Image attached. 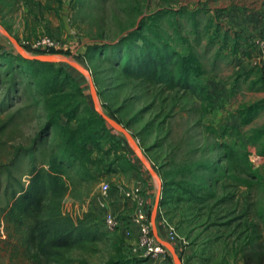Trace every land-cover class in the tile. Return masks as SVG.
<instances>
[{
    "label": "rangeland",
    "instance_id": "obj_1",
    "mask_svg": "<svg viewBox=\"0 0 264 264\" xmlns=\"http://www.w3.org/2000/svg\"><path fill=\"white\" fill-rule=\"evenodd\" d=\"M257 1L250 5V0H0L2 48L17 53V45L33 44L43 37L52 38L63 52L53 58L68 61L62 62L63 67L70 71L82 87L89 106L95 109L96 104L101 113L121 121L139 149L106 122V133L100 134L97 138L98 145L91 147L93 158H100L102 161V172H96L98 177L93 184H84L72 189L64 197L62 204L65 212L78 217L91 210L99 219L104 213L110 212L125 226L135 207L122 203L120 193L122 194L121 190H130L132 178L128 171L120 169L123 163L117 159L124 156L128 163L133 162L132 173L138 178L148 171L144 170V165L149 160L158 174L159 164L167 157L170 158L169 154L176 155V146L184 147L182 154L177 153L180 158L185 156L187 151L190 152L186 142L180 139L185 132L190 134L196 148H199L194 158L211 157L218 161L221 156L219 152L207 151L212 140L203 138L201 126L195 127L199 114H189L193 101L181 93L163 94L157 89L148 90L135 81L122 80L109 70L101 68L100 84L94 87L96 96L92 99L90 75L75 68L84 71L90 68V63L83 54L85 47L100 41L97 36H103L104 43L116 42L138 29L144 19L157 11L198 10L204 12L200 20L202 26L208 19L213 18L223 28L239 30L243 35L250 37L260 51L264 37H259V34L263 32V26L259 21L255 22L256 20L250 18L251 12H259L257 10L260 9V3ZM258 18H263L264 22V12L259 14ZM180 24L183 27L182 33L187 34L190 24H187L185 19H181ZM167 32L172 34L171 29H167ZM204 44L203 39L198 49L208 71L202 82L208 86L212 98L211 113L205 118L204 124L209 123L216 128L236 126L240 132L236 146H241L247 152L248 160L260 179L249 172L244 173L241 163L228 165L222 161L220 165L226 169V174L214 185V198H205L198 203L181 202V209L175 213L171 209L173 205L158 209L182 241V264H257L258 254H264V249L260 251L255 247L258 243L264 246V158L256 156L254 147L246 141V135L250 128L264 123V112L252 125L243 128L240 127L234 112L240 105L264 99V95H254L244 90L237 97L229 98L230 81L248 70L255 57L250 62V59L242 60L237 56L232 60L218 62V68L211 70L213 54L217 47L203 54ZM178 50L182 52L183 49L179 47ZM97 90L102 93L97 95ZM102 104L108 106V109L102 107ZM26 107L27 103L15 104L0 116V123H6L12 118L4 133L0 135L1 180L4 179L2 172L5 167H11L15 149L19 146L29 147L44 123L45 115L40 107L29 110ZM157 125L159 128H156ZM113 134L125 146V151H122L117 143L110 141L108 136ZM156 144L160 147H155ZM15 163L14 176L26 183L27 160L18 159ZM158 176L159 174L154 177L159 179ZM239 178L241 181L250 182L251 186L239 184ZM102 184L108 185V196L116 197L119 201H105ZM159 186L161 182L157 185L156 197ZM5 204L4 198L1 197L0 210ZM181 213L183 218H180ZM123 228L111 232V241L99 244L94 251L74 249L49 256L40 253L34 244L21 241L12 234L7 236L5 225L2 223L0 264H105L116 254L132 260V264L139 260L141 262L138 264H148L132 252V248L137 244L136 235L125 238L121 233ZM248 238H253L255 243L248 245Z\"/></svg>",
    "mask_w": 264,
    "mask_h": 264
},
{
    "label": "trees",
    "instance_id": "obj_2",
    "mask_svg": "<svg viewBox=\"0 0 264 264\" xmlns=\"http://www.w3.org/2000/svg\"><path fill=\"white\" fill-rule=\"evenodd\" d=\"M203 13L198 10L157 11L144 19L138 29L116 42L104 43L103 36H97L100 41L88 44L83 53L90 63L87 72L94 87L100 84L99 69L102 68L122 80L135 81L148 90L157 89L163 94L181 93L193 101L189 114H199L194 125L203 128L204 139L212 140L207 151L219 152L221 156L218 161L211 157L196 159L194 155L199 148H196L190 134L185 132L181 136L191 153L187 151L180 158L184 147L176 146L179 154H169L171 157L158 166L162 189L158 208L173 205L171 209L174 213L181 209V202L198 203L205 198L215 197L214 185L226 174V169L220 165L222 161L228 165L241 163L244 173L249 172L260 179L248 160L247 152L241 146H236L240 136L236 126L216 128L209 123L204 124L211 113L212 98L208 86L202 82L208 71L198 52L203 39V54L217 47L211 63V70H216L218 62L232 60L239 54L252 62L258 54L257 46L251 38L239 32L231 34L229 30H224L213 18L202 26L200 20ZM181 19L190 24L187 34L182 33ZM167 29H171L172 34ZM179 47H182V52L178 50ZM249 49L252 54L248 52ZM61 53L60 50L46 52L50 56ZM229 84L231 97L242 86L247 92H263L262 70L252 62L247 71L237 75ZM97 91V95L102 93L101 90ZM20 103H27L28 110L40 107L45 120L31 145L17 147L11 167H5L2 172L4 179H0V198H4L6 204L0 210V225H5L7 236L12 234L21 241L34 244L40 253L49 256L74 249L94 251L99 244L111 241V232L104 229L102 220L91 210L78 217L65 212L62 200L72 189L96 182V172H102V161L93 158L91 147L97 146V138L106 133V121L89 106L82 87L62 62L34 60L18 52L12 53L0 45V116L6 109ZM102 105L108 109V106ZM263 109L264 100H259L240 105L234 115L243 128L252 125ZM11 121L12 118H9L6 123H0V135ZM115 121L122 126L121 121ZM108 137L125 151V146L115 134ZM246 141L254 147L257 157L264 158V123L250 128ZM155 147L160 146L156 144ZM18 159L28 162L26 183L13 174ZM117 161L123 163L120 168L123 171L134 170L133 164L128 163L124 156ZM240 179L237 180L239 184L251 186L250 182ZM180 218H183L182 213ZM253 238L247 239L248 245L255 243ZM255 247L260 251L264 249L261 243ZM258 255L257 264H264V254ZM139 262L141 260L136 264ZM132 263V260L116 254L105 264Z\"/></svg>",
    "mask_w": 264,
    "mask_h": 264
},
{
    "label": "built area",
    "instance_id": "obj_3",
    "mask_svg": "<svg viewBox=\"0 0 264 264\" xmlns=\"http://www.w3.org/2000/svg\"><path fill=\"white\" fill-rule=\"evenodd\" d=\"M260 51L258 50L257 57L255 58L253 64L258 65L263 73L264 77V39L261 42ZM21 48L24 52L31 56H38V55H48L46 52L49 50H60V46L57 42H55L52 38L43 37L38 39L33 44H22ZM260 52V55H259ZM55 56V55H53ZM253 154V153H252ZM133 163V162H132ZM136 163V162H135ZM146 164L153 170L154 174L156 171L152 166L151 162L148 161ZM146 164L144 170L147 166ZM147 179V180H146ZM145 179L147 183L150 180V177ZM160 179L155 177V184L156 187ZM102 192L105 195V199L108 197V185L102 184L101 185ZM142 188L140 186H135L130 190L124 191L122 190V195L126 200V203L135 207V211L132 213L129 220L126 221L125 226L124 224L118 221V218L115 214L106 212L103 214L101 220L104 228L107 231L114 232L118 228L124 227L123 231L125 234V238L132 236V230L136 228V237H137V244L134 248H132V252L137 255L139 258L146 260L148 264H174L173 254L176 255L179 259L183 254L182 250V241L179 236L175 233L173 228L166 222L165 218L161 214L158 209L154 215L153 222L152 218V211L154 207L155 200L159 197L155 196L151 200L150 197L153 196V189H148V196L146 197L142 195ZM151 195V196H150ZM154 226V230H153ZM163 243L168 244L172 250V252L164 246ZM182 264V261L180 259Z\"/></svg>",
    "mask_w": 264,
    "mask_h": 264
},
{
    "label": "crops",
    "instance_id": "obj_4",
    "mask_svg": "<svg viewBox=\"0 0 264 264\" xmlns=\"http://www.w3.org/2000/svg\"><path fill=\"white\" fill-rule=\"evenodd\" d=\"M257 0H250V5L251 4H253V2L255 3ZM257 3H260V9L259 10H257V11H259V12H257V14H255V12L256 11H253V12H251V20H256L255 22H257V21H259L258 23H260L262 26H263V32L261 31V35L259 34V37L260 36H263L264 37V22H263V18H258V16H259V14L260 15H262V13L264 12V0H258L257 1ZM261 11V12H260ZM256 15V16H255ZM215 20V19H214ZM221 27H222V25H221ZM223 28V27H222ZM224 30H229L230 32H231V34H234V32H239L240 33V35H243V33L241 32V31H239V30H231V29H227V28H223ZM260 33V32H259ZM244 37H248V36H246V35H243ZM250 38V37H249ZM240 50H242V47H240ZM248 52H250L251 54H252V51L249 49L248 50ZM238 57H240L241 58V56H240V54L239 55H237ZM236 56V57H237ZM235 57V58H236ZM242 60H244V58H241ZM247 71V70H246ZM231 83H232V80H231ZM230 85V84H229ZM244 91V86H242L241 87V89L240 90H238V92H236L235 93V95L234 96H229V98H234V97H237V95L239 94V93H241V92H243ZM245 92H247V91H245ZM247 93H250V94H254V95H257V94H262V95H264V91L263 92H247ZM261 100H264V99H261ZM259 101V100H258ZM264 112V109L263 110H261L260 112H259V114H258V116L260 115V114H262ZM133 172V171H132ZM132 172H129L130 174H131V178H132V181H131V184H130V187L131 188H133V187H135V186H140L141 188H142V195H144V196H146V197H149L148 196V189L149 188H152L153 189V196L152 197H150L151 198V200L154 198V200H155V196H156V192H157V187H156V185H155V177L150 173V171L148 170V171H146L145 173H143L142 175H141V177L140 178H138V177H136V175L134 174V173H132ZM148 175H149V177H150V180H148V182L146 183L145 182V179L148 177ZM147 180V179H146ZM130 188V189H131ZM121 190V189H120ZM121 192H122V190H121ZM120 195H121V199H122V203H124L125 205H128V204H126V200L124 201V197H123V195L120 193ZM151 196V195H150ZM105 199V198H104ZM109 199V200H108ZM108 200V201H107ZM105 201H107V202H111V201H119L118 200V198H116V197H107V199L105 200ZM133 232H132V235H136L137 234V230H136V228L134 227L133 228V230H132ZM121 233H122V235L125 237V234H124V231L122 230L121 231Z\"/></svg>",
    "mask_w": 264,
    "mask_h": 264
},
{
    "label": "water",
    "instance_id": "obj_5",
    "mask_svg": "<svg viewBox=\"0 0 264 264\" xmlns=\"http://www.w3.org/2000/svg\"><path fill=\"white\" fill-rule=\"evenodd\" d=\"M17 51H18V53L20 54V55H22V56H24V57H32V59H34V60H41V61H49V62H67L68 63V61L67 60H65V59H55V58H53V56H50V55H38V56H28L25 52H24V50L19 46V45H17ZM71 66H73V67H75V65L74 64H72V63H69ZM75 68H77V69H79L81 72H83V73H86V74H88V72L87 71H84V70H82V69H80V68H78V67H75ZM89 84H90V90H91V96H92V99H94L95 98V96H96V93H95V88H94V85H93V82H92V79H91V77L89 76ZM94 107H95V110H97V112L102 116V118L112 127V128H114L117 132H119V133H121V134H123L135 147H136V149L137 150H139L138 148H137V146H136V144H135V142L133 141V139H132V137H131V135L129 134V132L124 128V127H122L118 122H116L113 118H111V117H109V116H107V115H104L103 113H101L98 109H97V107H96V104H94ZM140 158V160H142V158L141 157H139ZM146 164V163H145ZM146 166H147V168H148V170L150 171V173L153 175V176H156L155 174H154V172H153V170L146 164ZM158 197H159V195L161 194V186H159V188H158ZM158 199L159 198H157L156 200H155V203H154V207H153V211H152V218H151V220H152V222H153V219H154V215H155V213H156V210H157V208H158ZM153 230H154V226H153ZM162 244L164 245V246H166L171 252H172V254H173V250H172V248L168 245V244H166V243H163L162 242ZM173 260H174V264H181V262H180V259L176 256V255H174L173 254Z\"/></svg>",
    "mask_w": 264,
    "mask_h": 264
}]
</instances>
